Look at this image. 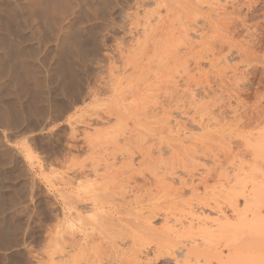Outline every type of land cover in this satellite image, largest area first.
Returning a JSON list of instances; mask_svg holds the SVG:
<instances>
[{
	"label": "rangeland",
	"instance_id": "obj_1",
	"mask_svg": "<svg viewBox=\"0 0 264 264\" xmlns=\"http://www.w3.org/2000/svg\"><path fill=\"white\" fill-rule=\"evenodd\" d=\"M166 5L164 0H0V264H62V177L74 181L76 193L83 198L78 201L79 212L89 218L88 195L101 177L112 170L116 173L115 167L119 173L127 168L123 175L135 168L142 175L152 170L159 175L176 171L183 178V150L192 143L186 137L192 140L214 132L217 135H211L220 138L212 144L223 148L220 153L227 151L230 138L231 146L237 147L235 152L245 149L243 144L250 139L241 142L232 112L252 117L256 110L264 113V0H186L182 8L169 6V14ZM159 16L163 17L161 25L155 24ZM179 24H186V32L180 31ZM162 44H178L176 53L180 55H171L176 54L171 50L167 53L173 57L165 51L161 54ZM111 85L116 88L111 90ZM152 104L154 111L146 112ZM209 111L217 116L216 123L212 120L201 128L192 121L205 118ZM220 111L224 112L220 115ZM134 122L140 127L133 133L127 131V139L132 134L127 141L126 134L122 135ZM147 125L156 127L158 133ZM145 128L153 135L147 134L148 142L139 143L137 138L149 133ZM115 136H121L117 139L120 144ZM254 136L256 133L252 139ZM152 139V152L161 151L162 157L154 153L158 157L150 162L152 159L143 160L134 151L140 148L138 141L148 148ZM217 140H225L226 145L221 147ZM128 144L131 149L137 147L131 150L136 154L134 165L126 151L120 155V147L129 148ZM114 154L116 162L111 164ZM146 176L150 178V174ZM137 178L143 182L142 176ZM174 180L169 189L181 186L178 178ZM85 189L89 194L83 193ZM167 189L160 193L161 199L135 206L136 219L131 210L130 218L125 217L129 222L124 220L130 232L136 231L134 237L143 239L140 244L150 243V264H177L187 248L181 237L203 226L188 229L193 232L185 229L189 225L180 213L186 210L184 202L190 195L185 192L178 202L173 201V192ZM105 201L106 209L114 207L111 200ZM151 212L155 213L151 225L157 231L144 229V234L145 226L135 221H144L142 215ZM166 215L171 217L168 222ZM127 222L134 223L137 230ZM164 238L180 244V250L175 245L176 250L156 253L157 239L166 243ZM161 240L160 245L165 244ZM142 254L147 260L146 252Z\"/></svg>",
	"mask_w": 264,
	"mask_h": 264
},
{
	"label": "bare ground",
	"instance_id": "obj_2",
	"mask_svg": "<svg viewBox=\"0 0 264 264\" xmlns=\"http://www.w3.org/2000/svg\"><path fill=\"white\" fill-rule=\"evenodd\" d=\"M161 1L163 3V0H161ZM164 1L166 4L168 3V5H166V7H168L166 9L167 14H169L168 12L171 10L170 9L171 7L169 8V6L176 5L177 7L182 8L183 7L182 3L186 2V0H168V1L164 0ZM177 7H176V9H177ZM222 8H224V6H222ZM225 8H226V6H225ZM176 9H175V11H176ZM222 11H224V10H222ZM225 12H226V10H225ZM216 13H218V12H216ZM219 14L217 16H219ZM224 16H226V15L224 14ZM162 21H163V17L159 16L158 21L155 24L161 25ZM215 22H216V20H215ZM217 22H218V20H217ZM179 23H181V22H179ZM158 25H156V26H158ZM173 25H175V24H173ZM173 25H172V27H173ZM185 25H180L178 27L180 29V31L184 30L186 32V26ZM147 26H150V25H147ZM156 26L155 27L151 26L149 28H152V30L153 29L155 30ZM155 32H158V30ZM168 33H170V32H168ZM169 36H171V34ZM166 40H167V38H166ZM166 40L164 42H166ZM169 40H171V39H169ZM169 40H167V42ZM172 40H173V37H172ZM158 48L159 47L157 46V50H159ZM154 49H156V48H154ZM160 50H161V54L163 53V51H165L164 53H167V51H169V50L176 53V52H178L179 48H178V44H176V45L175 44H168V45L162 44L160 47ZM158 52H160V51H158ZM158 52H157V54L159 55ZM168 53L170 55V52H168ZM171 55H180V53H178V54L177 53L176 54L171 53ZM159 56H161V55H159ZM171 57H173V56H171ZM167 58H168V56H167ZM112 86L113 85H111V90H112ZM116 87H117V85H116ZM116 87L113 86V90ZM154 106H155V104H152L151 106H149V109H147L148 111H146V112L149 113L151 111H154ZM232 110H230V111H232ZM256 111L257 112L255 113V117H252L248 113H246L245 115H243V114L238 115L237 110L235 112L234 111L232 112V113H234L233 118L236 121V122L234 121L236 123V128H237V126H239L238 128H239V133H241L240 134L241 135V137H240L241 142H242V138H243V140L250 139L249 142L248 141L246 142L247 144L242 143L243 148L245 147L244 150H240V151L235 152L237 147L234 148L231 146L232 145V144H230L231 138L228 142L229 144L226 142L227 145L224 144L225 140H223L224 142L217 140V141L221 142V145H220L221 147H223V144L227 146V148L225 147V149L227 151L223 152V153L221 152L222 153L221 154L219 152V149H221L220 151H222L223 148L217 149V147L214 145V144H217L216 141L214 143V140H216L218 138V137H216V139L214 138L213 135L216 134L215 132H214V134L211 133L213 135L208 134V136L207 135L205 136V134L203 136L201 134H199V135H201L202 138L201 137L199 138L198 135H197V137L193 136L192 140L187 139V137H186V142H192V143H190V145H188L186 147V151L183 150V152H186V153H184V154H186L185 159L182 158L186 162V168H185L186 170L183 169V170H185L184 172H185L186 176L185 177L183 176V178L178 176L176 174L177 173L176 171L163 172V174L159 175L158 172H152L153 170L151 172L149 171L150 173H147L148 175L150 174V176H149L150 178H148L146 176L147 175L146 173H145V175L144 174L142 175V173L140 171L136 172L135 168H134L135 171L133 169H131V167H133L132 164H133V160H134V155H136V154H134V152H136V150H137L138 154H141V156L143 155V157H144L143 160H145V158L147 159V161H148V159H150V160L152 159V161H150V162H153L154 158L157 155H160L159 157H162L161 151H159V153L155 151L154 153L157 154V155H155L151 150V147L153 149L154 148L153 146H155V144H153L154 137L152 139V142H150L151 141V139H150L149 142L151 144L148 143L149 144L148 148L142 145L143 143L148 142L147 139L149 140V138L146 137L147 134L149 136L150 133H152L153 131L157 132L156 130H158V129H156L155 125H154V127L156 130L152 129L153 126H148V125H150V123H149L147 126L149 128L151 127L152 132H150V130L148 128H145L144 131L145 132L149 131V133H146L145 136L143 134V138H140L141 140L137 138V140L140 141V142L138 141L139 143H141L143 140H146V142L143 141V143L141 145L147 149H144V148L140 149L141 145L137 144L138 143L137 140H136L137 143L136 142L135 143H136V145H139L137 147H140V148L135 149L137 147L136 146H135V148L133 147L135 149V151L133 150L134 152L131 151L133 148L131 149L130 148L131 146L129 144L128 145H129L130 149L128 147H125V148L120 147V149H122L120 152V155H121L122 151L124 152V154L126 151V155L128 154L127 158L130 157L129 159H131L130 161L132 164H129V163L126 164V165L129 164L131 166L130 167L131 170L129 169L130 173H128V171H129L128 170L127 171L128 174L123 175L121 173L125 172V170L127 168L124 171H120V173H119V171H117L118 167L116 169V167L114 168L112 165L111 166L108 165V167L114 168L116 170V173L114 172V170L111 171V169H109L111 171V173L109 172L110 174L108 173V175L104 172V174H106V176H104V174L102 176H104L105 178L101 177L100 181L97 179L99 182L96 181V182H98V184L96 183L97 186L95 185V189L92 190V192H90L91 194H89V192L87 191L90 189L89 188L87 189L85 187L87 190L85 189L86 191L84 190L85 192H83V193L88 192V194H89L87 199H86L90 203V209L88 208V210H90V211H88V212H90L91 214L87 213V214H89V216H88L89 218L84 217L83 215L80 214L81 212H79L78 201L80 202L79 198H82V197H81V195H78L76 193L75 188H77V187L73 186L74 181L73 180H66V178L62 177V180L64 182V184H63L64 186L62 188H60V195H61L62 203H63V218H62V222L60 223L61 229L59 230L60 231V241H59L60 242L59 243L60 249L59 250H60L61 255L63 257L62 264H150L152 261L149 263L150 259L149 260L147 259L148 249L151 248L150 243L148 244V242H150V241L146 242L148 245H143L142 243L140 244L141 239L140 240L137 239L140 236L137 237V235H135L137 238L134 237V234H136L135 233L136 231H133L134 234H133V232H130L131 229H129V230L127 229V225L124 224V223H126L124 220H126L125 217L127 215H129L130 211L135 206H140V205L143 206V204H145V202H147L149 204L150 201H155V200L161 199L160 193L162 191H166L167 188L169 189L170 185L173 186L172 181L175 178H178V180H180L179 182L181 183V186L180 187L178 186V188H176V187L170 188L171 190L169 189L170 192H173L172 193L173 201L178 202L179 201L178 199H181L182 197H184L185 192H186V195L187 194L190 195V197L187 196L186 202L183 201L186 204V210L183 212L181 209V211L183 213H180L182 216L183 215L186 216V222L189 225L187 228H185V227L184 228L186 230H188L191 228L192 229L197 228V227H195L196 225H203V226L205 225L204 228H201V227H203V226H201L200 229H198L194 232L192 230H188L190 232L192 231L193 233L186 235L185 238L181 237V240L186 239L185 245H187V248H185L186 246L184 247L185 254H183V256L181 255L182 258L180 261H177V264H264V126L260 127V125H262L261 123H263L262 120L264 117V113H263V110H261L262 112L258 111V110H256ZM146 112L144 114H146ZM220 112H218V113H220ZM222 112H224V111H222ZM222 112L220 113V115L222 114ZM205 113H204L205 118H203L204 117L203 116V117L199 118L198 121H196L194 118H192V121L197 122L198 126H201V128L204 126H207V125L209 126V124L211 125L214 120L217 122V119H218L217 116L212 111L205 112ZM232 113H231V115H232ZM149 116H152V115H149ZM145 117H148L147 114ZM234 122H233V126L235 124ZM138 124H139L138 122H134L133 126L127 127L126 132H124V135H122V138L126 134V137H124V138L127 139V134H128L127 131H130V133H133V131H135L137 129ZM151 124H152V122H151ZM135 127H136V129H135ZM139 127H138V129H139ZM128 128H129V130H128ZM205 128H203V129H205ZM146 129H148V130H146ZM254 133H256V136H254V139H252ZM151 135H153V133ZM154 135H156V134H154ZM221 135H223V133L222 134L220 133L218 136H221ZM131 136H132V134L129 136L130 139L128 138L129 140L127 139V141L131 140V138H132ZM116 137L117 136H115L113 139L117 140L121 136H118L117 138ZM145 138H147V139H145ZM150 138H152V137H150ZM189 138H191V137H189ZM222 138H221V140H222ZM110 139L112 140V136ZM223 139H225V138H223ZM111 140L110 141L108 140V141L111 143L116 141L115 140L112 142ZM176 140H177V138H176ZM179 140H180V138H179ZM251 140H253V141H251ZM100 142H101V140H100ZM109 142H106V143H109ZM117 142H119V144L121 143L118 140H117ZM117 142H115V143H117ZM241 142L240 143L238 142V143L241 144ZM106 143H105V146H107ZM212 143H214V144H212ZM218 144H219V142H218ZM239 144H236V145H239ZM108 145H111V144L109 143ZM116 145H118V144H116ZM95 146H93V147H95ZM100 146L104 147L103 144ZM175 146H177V145L175 144ZM108 147L109 146H107L106 148H108ZM113 147H118V146H115V144H114ZM117 149H119V148H117ZM126 149L127 150L129 149V150L127 151ZM157 149H155V150H157ZM234 149H235V151H234ZM111 157H113V155ZM111 157H107V158L109 159ZM113 158H115V161H113L114 159L111 160V161H113V162H111V164L116 162L115 154H114ZM94 159H96V157ZM99 159H102V158H99ZM182 159H181V161H183ZM99 161H101V160H99ZM99 161H98V164H99ZM208 161L210 162L209 164H208ZM104 162H105V160H104ZM93 163H94V161H93ZM108 163H109V161H108ZM100 164H101V162H100ZM127 167H129V166H127ZM154 167H150V169H152ZM132 170H133V172L131 173ZM97 171H98V169L94 172H97ZM154 171H156V170H154ZM64 173H66V172L64 171ZM139 175H140V177L142 176V178H140V179H143V182L138 181L139 177L137 178V176H139ZM148 179L150 181H152V179L154 180V181H152L153 186H152V184L147 185V181H148V183L150 182ZM167 179L171 180V184L170 183H169V185L166 184L168 182ZM212 182H215V185H212ZM142 183H144V184H142ZM61 184H62V181H61ZM79 189H81V188H79ZM82 189H84V188H82ZM154 190H156L155 192H157V193H155ZM68 191H70L72 194L71 195L68 194ZM168 197H171V196H168ZM162 199H163V197H162ZM164 199L161 201H165ZM105 200H107V201L111 200L110 202L113 204L114 207L111 209H106L103 206V201H105ZM241 202H243V204H244V206H242V208H241V204H242ZM151 203H155V202H151ZM156 205H158V204H156ZM182 205L184 206V204H182ZM109 207H111V206H109ZM109 207H107V208H109ZM154 209H156V208H154ZM136 210H138V209H136ZM204 210L212 211V212L216 213L217 215L215 217H213V216L210 217L209 214L208 215L205 214ZM135 211L134 212H133V210L131 211L132 215L136 214L138 212V211L137 212H135ZM175 211H176V209H175ZM139 212H140V210H139ZM82 213H83V211H82ZM167 213L168 212H166L165 214H167ZM154 214L155 213L151 212L150 215L146 216V215H142V213H141L142 216H145V217L140 216V217H142V219L144 221H141L142 223L135 221L136 222L135 224L138 223L141 227L144 225L145 227L144 228L142 227L143 232H144V229H145V231H147V230L153 231L151 221L154 217ZM173 214L174 213H172L171 215L173 216ZM132 215H130V216H132ZM155 216H157V215H155ZM184 216H183V218H184ZM127 217H129V216H127ZM166 217L168 218L167 215H166ZM166 217L164 219H167ZM134 218H135V216H134ZM169 218H171V217H169ZM169 218L165 221L168 222V220H170ZM173 218H176V217H173ZM177 218L179 219V221L181 220L179 217H177ZM126 221H128V220H126ZM135 224L132 223L129 225H134L133 227H135V230H137ZM139 225L137 226V228H141ZM133 227H130V228H133ZM193 227H195V228H193ZM154 228H155V226H154ZM155 229H157V227ZM174 229H176V227ZM156 231L154 230L153 233ZM176 231L177 230H175V232ZM171 232H169V233H171ZM182 232H184V231L182 230ZM182 232H181V234H182ZM172 233H174V231ZM185 233L187 234V232H185ZM144 234H145V232H144ZM147 234H149V231ZM158 234H160V233H158ZM177 234H180V233H177ZM149 237H150V235H149ZM135 238L137 239V241L138 240L139 241L136 242ZM170 238H172V237H170ZM170 238H167L169 240V242L167 241V239L164 238L166 240V243L162 242V240H161L162 238H161L160 239L161 242L165 243V244H161V245H160V240L157 239L159 242L157 241L158 244H157V242H155L157 245L154 246L155 247L154 251L156 250V253H159V252H161L160 250H162V249L167 250V248L170 250H174V249L176 250L175 245L177 246L180 244H175V242H173L172 239L170 240ZM176 239L177 240L179 239V235L177 236V238H175V240ZM154 240H156V239L154 238ZM181 240H179L180 243H181ZM184 240L182 242H184ZM177 249H179L178 246H177ZM170 250H168L169 253H170ZM223 250H227V253L225 254L223 252ZM143 252H146L147 255L145 257L147 260L143 259V257H142ZM174 253L177 254L178 250H177V252H174ZM144 255H145V253H144ZM155 255L157 256V254H155ZM158 255L160 256V254H158ZM66 257L70 258L69 259L70 261L67 260ZM60 261H61V259H60Z\"/></svg>",
	"mask_w": 264,
	"mask_h": 264
}]
</instances>
